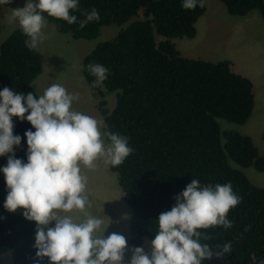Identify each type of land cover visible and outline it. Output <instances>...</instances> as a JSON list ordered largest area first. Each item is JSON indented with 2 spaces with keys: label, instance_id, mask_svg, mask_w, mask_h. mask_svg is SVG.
Instances as JSON below:
<instances>
[{
  "label": "trees",
  "instance_id": "16d2710c",
  "mask_svg": "<svg viewBox=\"0 0 264 264\" xmlns=\"http://www.w3.org/2000/svg\"><path fill=\"white\" fill-rule=\"evenodd\" d=\"M220 1L231 15L258 10L264 19V0ZM93 8L99 21L81 28L80 21ZM205 12V2L203 7L186 10L181 0H79L71 13L78 18L74 24L45 16L59 33L85 40L97 39L103 27L130 23L85 57L83 75L98 99L104 132L127 137L133 149L121 165L110 166L132 210L131 246L141 247L146 239L155 238L159 215L171 210L175 196L195 178L202 186L231 183L240 197L227 215L232 226L200 230L208 237L201 243L216 250L231 243V252L223 256L231 264H264V188L231 164L263 172L264 156L250 136L223 131L218 121L246 124L255 109L254 85L235 72L232 61L184 57L174 41L195 39L197 22ZM27 39L19 28L1 44L0 90L7 87L38 96L33 83L42 75L44 62L38 49L26 47ZM89 64L108 69V78L99 87H93ZM103 88L117 93L112 111ZM13 124L14 135L22 137L15 156L27 162L24 134L35 129L18 117H13ZM7 158L0 157V167L6 166ZM7 192L0 173V253L12 251L13 264H48L47 258L36 257V222L27 220L21 210L4 208Z\"/></svg>",
  "mask_w": 264,
  "mask_h": 264
},
{
  "label": "clouds",
  "instance_id": "9594fccd",
  "mask_svg": "<svg viewBox=\"0 0 264 264\" xmlns=\"http://www.w3.org/2000/svg\"><path fill=\"white\" fill-rule=\"evenodd\" d=\"M9 2V0H8ZM182 7L194 10L203 7L204 0H181ZM79 0H27L26 6L13 10L11 20L18 22L28 37L26 47L36 50L48 38L46 16L77 22L71 14ZM93 8L80 21L83 28L99 21ZM95 77L93 87L108 78L102 64H89ZM78 93H70L62 84H51L43 93H17L4 87L0 90V157L7 156L6 166L0 167L7 185L4 208L9 212L21 210L29 221L36 222V257L48 264H123L127 240L119 233L106 236L104 221L91 215L87 176L81 165L94 169L103 159L106 165L117 167L132 153L127 137L112 132L102 133L101 121L73 109ZM27 113V115H25ZM13 117L27 120L35 131L25 132L27 162L16 158L15 147L22 137L14 135ZM107 136L109 143H105ZM171 210L161 213L158 230L151 242V254L142 247L132 249L129 264H202L231 252L232 244L225 242L219 250L202 239H208L203 229L212 226L230 228L229 211L240 203L231 183L202 186L193 179L186 189L175 196ZM85 213L75 220L72 212ZM54 222V226L50 227Z\"/></svg>",
  "mask_w": 264,
  "mask_h": 264
},
{
  "label": "rangeland",
  "instance_id": "374dc122",
  "mask_svg": "<svg viewBox=\"0 0 264 264\" xmlns=\"http://www.w3.org/2000/svg\"><path fill=\"white\" fill-rule=\"evenodd\" d=\"M27 0H0V32L1 37L10 35L19 29L18 22H12L13 10L26 6ZM206 12L197 22L198 34L195 39H175L182 56L191 59L219 62H233L235 72L250 79L256 91V104L249 121L238 125L219 119L222 130H231L253 139L259 155L264 156V19L258 10L246 16L231 15L220 0H204ZM123 26L117 24L102 28L97 39L85 40L61 34L54 24L46 20L47 39L38 48L42 54L44 71L33 83L38 96L51 84H62L70 93H78L79 101L73 103V109L101 121L100 130L104 132L103 118L95 103L98 99L91 92L83 75V61L99 43L110 41L117 36ZM159 40V38H157ZM107 108L112 111L117 102V93H108L104 88ZM107 142V136L102 137ZM233 167L241 170L256 186L264 188V171L259 172L254 167L243 168L234 163ZM82 174L87 176V190L92 202L87 213L98 216L104 221L105 235L119 233L127 240V250L123 264H129L132 257L130 244L131 208L124 201L123 191L116 175L106 165L103 159L96 162L94 169L81 165ZM77 221L85 217V213H71ZM54 226V222L50 227ZM151 242L146 239L141 246L151 254ZM12 251L0 253V264H13ZM202 264H231L223 256H213Z\"/></svg>",
  "mask_w": 264,
  "mask_h": 264
},
{
  "label": "crops",
  "instance_id": "0c3cea01",
  "mask_svg": "<svg viewBox=\"0 0 264 264\" xmlns=\"http://www.w3.org/2000/svg\"><path fill=\"white\" fill-rule=\"evenodd\" d=\"M9 35H7V36H4V37H1V32H0V46H1V44L3 43V41L8 37ZM90 88V87H89ZM91 92V91H90ZM96 107H97V103H95V109H96Z\"/></svg>",
  "mask_w": 264,
  "mask_h": 264
}]
</instances>
